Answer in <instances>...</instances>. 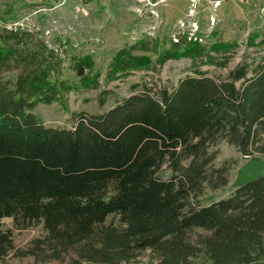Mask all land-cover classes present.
Masks as SVG:
<instances>
[{
	"label": "trees",
	"instance_id": "obj_1",
	"mask_svg": "<svg viewBox=\"0 0 264 264\" xmlns=\"http://www.w3.org/2000/svg\"><path fill=\"white\" fill-rule=\"evenodd\" d=\"M237 47L145 35L100 71L70 37L47 42L0 18V264H264V177L201 205L228 182L220 141L264 158V55L223 79L199 69L224 68ZM181 59L193 72L171 90L135 84L105 109L109 83ZM97 89V111L71 112L69 128L36 113ZM32 226L41 234L16 246L14 231Z\"/></svg>",
	"mask_w": 264,
	"mask_h": 264
},
{
	"label": "rangeland",
	"instance_id": "obj_2",
	"mask_svg": "<svg viewBox=\"0 0 264 264\" xmlns=\"http://www.w3.org/2000/svg\"><path fill=\"white\" fill-rule=\"evenodd\" d=\"M211 1L0 0V18L7 21L9 28L19 26L39 34L47 42H51L54 36L70 37L80 51L93 58L100 71H104L118 49L145 35L156 37L163 42L168 37H177L187 32L190 36L202 35L203 40L208 43H236L238 47L224 68H199L209 77L223 79L237 65L249 63L252 59L256 63L264 55V48H245L248 38L253 34L264 36V14L258 10L259 5L249 2L238 4L227 1L215 8ZM194 4L196 15L191 18L189 10ZM192 68L193 63L188 59L168 61L157 73L135 72L124 80L111 82L106 86L111 95L105 109H110L118 100L135 93L137 90L131 89L135 84H145L153 94L161 89L171 90L180 79L192 75ZM100 89L69 94L66 107L56 103L38 105L36 113L47 126L69 128L71 112L82 109L97 111L96 95ZM213 151L217 152L215 167L228 164V182L221 189L205 188L201 198L203 206L225 199L234 192L238 187L240 169L247 160L264 161V158L259 156L243 159L237 149L225 141H220L213 147ZM168 175V171L162 173L163 178ZM8 228H12V221L3 219L1 229ZM40 234L41 227L32 226L27 230L14 231V241L16 246L20 247ZM7 264L18 263L10 260Z\"/></svg>",
	"mask_w": 264,
	"mask_h": 264
},
{
	"label": "water",
	"instance_id": "obj_3",
	"mask_svg": "<svg viewBox=\"0 0 264 264\" xmlns=\"http://www.w3.org/2000/svg\"><path fill=\"white\" fill-rule=\"evenodd\" d=\"M264 177V161L247 160L240 169L238 186Z\"/></svg>",
	"mask_w": 264,
	"mask_h": 264
},
{
	"label": "built area",
	"instance_id": "obj_4",
	"mask_svg": "<svg viewBox=\"0 0 264 264\" xmlns=\"http://www.w3.org/2000/svg\"><path fill=\"white\" fill-rule=\"evenodd\" d=\"M227 1L228 2H235L238 4H245V3L249 2V3L259 5L258 10L260 11V13L264 14V0H212L211 3L213 5V7L217 8L222 3L227 2ZM195 9H196V4L192 5L191 9L189 10V17L194 18V16L196 15Z\"/></svg>",
	"mask_w": 264,
	"mask_h": 264
}]
</instances>
